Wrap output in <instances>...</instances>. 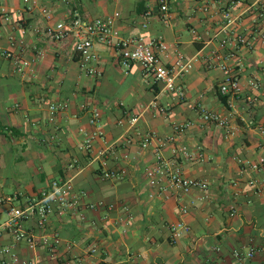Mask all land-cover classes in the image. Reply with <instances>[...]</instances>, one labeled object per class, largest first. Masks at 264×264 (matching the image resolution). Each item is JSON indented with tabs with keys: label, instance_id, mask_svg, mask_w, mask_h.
<instances>
[{
	"label": "crops",
	"instance_id": "0c3cea01",
	"mask_svg": "<svg viewBox=\"0 0 264 264\" xmlns=\"http://www.w3.org/2000/svg\"><path fill=\"white\" fill-rule=\"evenodd\" d=\"M35 2L0 0V198L24 199L63 178L86 192L84 202L104 204L53 217L46 231L59 239L54 250L5 234L0 264H261L263 251L239 263L233 250L264 247V170L251 168L264 159V0H167V11L162 0ZM42 7L53 9L52 19ZM69 7L89 18L120 12L121 36L161 40L164 64H191L177 79L185 96L164 89L139 63L124 64L111 46L97 45L101 74L86 75L74 38L57 42L45 34ZM7 50L31 61L30 68L17 72ZM225 60L239 94L220 91ZM52 104L61 106L53 116ZM94 109L102 114L98 126L89 122ZM205 110L225 124L204 119ZM147 134L155 138L144 148ZM160 143L182 173L207 181L208 189L151 186L145 169L155 164ZM183 144L191 156L179 151ZM106 169L124 178L104 179ZM6 208L0 206V220ZM181 220L191 231L174 239L170 227ZM25 227L38 229L34 221ZM8 246L12 253H3Z\"/></svg>",
	"mask_w": 264,
	"mask_h": 264
},
{
	"label": "built area",
	"instance_id": "2783aa9c",
	"mask_svg": "<svg viewBox=\"0 0 264 264\" xmlns=\"http://www.w3.org/2000/svg\"><path fill=\"white\" fill-rule=\"evenodd\" d=\"M36 0H32L31 4H36ZM67 1V0H63ZM30 3L31 0H25ZM162 11L168 10L167 0H162ZM42 13L47 19H52L54 11L52 8L42 7ZM264 16V12L262 14ZM121 17L120 12L103 18H89L82 12L69 7L65 11V16L46 28L45 34L53 41H62L68 37L75 40V54L78 57L80 68L86 75L98 77L101 72L97 65L100 60L97 45L111 46L116 49L124 64L130 62L139 63L146 75L153 78L155 82L163 84L164 89L168 91H176L180 97L185 96V92L181 85L177 83V79L181 72L190 69L191 64H184L181 60L176 65L170 67L162 62L160 52L166 49L161 40L152 39L145 40L143 37H124L120 35L116 25L117 19ZM224 43H227L224 41ZM4 55L9 58L19 73H25L31 66V61L23 59L20 54L12 50H7ZM221 69L224 78L220 86L222 94H239L241 93V84L234 75L232 64L225 60L221 63ZM251 86L256 87V82H251ZM61 106L52 104L50 106L52 116L59 110ZM90 124L98 126L102 119L101 111L94 109L91 111ZM204 119L219 121L225 124V120L212 111H204ZM138 118L132 116L129 118L131 125L137 123ZM120 123H124L121 120ZM181 125H175V131H181ZM153 134L142 136L141 146L146 148L154 141ZM173 137H169L172 140ZM93 136L85 139V145L90 148ZM164 143H160L154 148L155 164L145 169L148 182L151 186L160 187L163 190L173 189L178 192H188L192 189L207 190L208 182L199 178L190 177L182 173L176 166L175 162L166 157L163 151ZM179 151L186 157L191 156L187 145H181ZM252 170L263 171L264 159L259 162L251 163ZM102 177L107 180H122L124 174L118 170L106 169L102 171ZM85 191H77L71 179L56 178L51 181L49 187L42 190L36 195L30 197H22L20 193H15L7 197L0 198V206L6 205V218L0 220V237L9 234L13 242L26 241L32 249L42 246L48 250H54L59 243L58 237H51L46 231L47 225L53 217H63L72 209L86 207L95 210L103 205L99 203L84 202L86 198ZM23 199V202H21ZM17 202V203H16ZM115 206L110 204L109 209ZM236 214V207H231V215ZM34 221L37 230H29L25 227L26 222ZM172 238L180 239L191 231V226L185 221L174 223L170 227ZM93 251H97L96 248ZM258 251L264 252V247L250 246L247 250L235 248L233 255L239 262H246L255 258ZM3 253H12V247L8 246L3 249ZM13 256H15L13 254ZM16 258V257H15ZM21 264H34L33 261H23ZM264 264V258L261 261Z\"/></svg>",
	"mask_w": 264,
	"mask_h": 264
}]
</instances>
